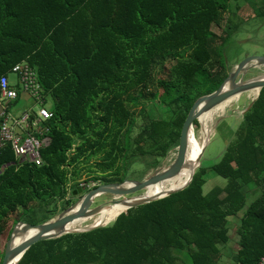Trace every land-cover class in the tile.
Masks as SVG:
<instances>
[{
	"label": "trees",
	"instance_id": "obj_1",
	"mask_svg": "<svg viewBox=\"0 0 264 264\" xmlns=\"http://www.w3.org/2000/svg\"><path fill=\"white\" fill-rule=\"evenodd\" d=\"M243 1L264 15L255 0H0V76L26 62L52 114L40 165L0 148V236L10 220L52 218L82 181L94 188L142 173L133 166L157 167L178 145L193 102L227 76L229 23ZM202 160L181 191L104 226L38 241L17 264H217L229 217L238 221L234 264H256L264 254V87L218 160ZM208 170L226 183L204 193Z\"/></svg>",
	"mask_w": 264,
	"mask_h": 264
},
{
	"label": "water",
	"instance_id": "obj_2",
	"mask_svg": "<svg viewBox=\"0 0 264 264\" xmlns=\"http://www.w3.org/2000/svg\"><path fill=\"white\" fill-rule=\"evenodd\" d=\"M261 66H264V55L246 56L228 71L227 76L220 83L217 89L208 94L199 96L193 102L182 124L179 143L174 149V159L168 165L164 166L161 164L160 166L155 167L149 175L140 180L125 178L120 182L100 183L94 188L82 193L76 201L61 210L52 218L42 223L32 224L22 220L17 221L12 226L6 240L0 264H17L25 251L32 244L38 241L57 238L70 232L87 231L99 226H104L110 222L109 221L108 223L101 225L85 226L84 228L67 229L65 227L67 223L77 218L83 217L85 220L91 219L98 215L103 208L114 203L123 204L125 211L128 208L143 205L169 196L187 187L191 182L196 169L201 164L202 156L211 137L210 127L208 133H205L204 137H202L201 147L195 159L192 162L187 161L188 159L186 153L188 142L190 140V133H193L194 136L193 121L196 120L198 122L200 126L199 129L201 131L202 124L199 119L200 115L205 114L228 98L236 96L238 99L242 93L252 92L254 89H257L256 95L252 97L249 105L242 111V113L248 110L253 101L259 95L260 89L264 87V73L254 75L246 79H244L243 76L252 69L259 68ZM184 167H187L188 169V177L182 185L168 187L154 194H147V190L150 185L161 183L170 179L171 177L179 174ZM81 191L82 188H78L77 190L72 191V194L81 193ZM139 191L143 192L138 195H131ZM105 193H111L113 194V197L95 206H90L95 198ZM29 230L34 231L32 234L26 235V237L19 243L14 244L13 239L15 236L18 234H26Z\"/></svg>",
	"mask_w": 264,
	"mask_h": 264
},
{
	"label": "rangeland",
	"instance_id": "obj_3",
	"mask_svg": "<svg viewBox=\"0 0 264 264\" xmlns=\"http://www.w3.org/2000/svg\"><path fill=\"white\" fill-rule=\"evenodd\" d=\"M264 1L263 0H255L256 9L261 8L262 11H264ZM239 4V5H238ZM238 9L236 12V15L238 16V19H236L233 22L229 23L228 30L232 33L231 38L228 43V47L225 52L226 61L228 66H230V69L233 68V66L237 63H239L243 58L249 55H264V15L258 14V10H254L253 6L249 4V2H239ZM232 7H236V3H232ZM263 7V8H262ZM260 10V11H261ZM229 12L225 13V19L229 15ZM224 23V21L222 22ZM225 28V24L221 27H213V30L216 33H220L221 29ZM170 65V64H168ZM264 72V66H261L259 68H254L251 70V74H259ZM155 76L159 74L158 68H155L154 70ZM9 80L12 82L14 81V75L11 74L9 77ZM150 90H152V87H150ZM147 93V92H146ZM245 94V95H244ZM21 96H19L15 101H13V104L8 105V110L11 115L14 117H18L23 111L26 110H33L37 112L38 108L42 105L38 102H33L29 97L25 96L24 93H20ZM148 97L145 98L148 100ZM252 95H250V92H245L240 95L238 99H235L231 102V104L225 109L224 113L222 115H214L213 120H211L210 123V131H211V137L210 141L204 151L203 154V160L202 165L203 166H210L211 164L215 163L222 151L225 149L229 141L233 139V133L236 129V126L238 125L239 121L241 120L242 111L249 105ZM143 99L145 102L146 100ZM142 100V99H141ZM44 107L49 108L50 107V101L47 99L44 104ZM141 106L138 105L134 108V116H136V120L138 124H142L141 119L139 116H137L138 111L140 110ZM200 126L198 124V127L194 128V135L196 138H200ZM137 132V128H133L132 135H134ZM49 139L46 140V144L48 143ZM45 144V145H46ZM175 155V150H171L167 153V156L162 159L158 166L163 164L164 166L168 165L173 159ZM100 160V155L97 156H91L88 159L87 164L88 165H94ZM85 162L84 160H82ZM133 168L136 171H141L142 173L135 174L134 178L135 180H140L143 177H146L149 175L153 169L148 170L147 172L144 171L143 167L137 165L133 166ZM143 168V169H142ZM145 172V173H144ZM88 178L86 173H82L81 179L84 180ZM226 183V179L214 174L211 170H208L207 176H206V182L203 185V192L206 193L210 189H212L216 185H224ZM92 182L85 183L81 182L80 186H82L81 193L76 194H69L67 197H69L72 200V203L76 201L82 193L88 191L91 189ZM87 186V187H86ZM88 189V190H87ZM143 191H139L136 193H133L132 195H138L141 194ZM257 194H251L247 197V202H250ZM113 197V194L111 193H105L100 195L99 197L95 198L92 204L90 205L95 206L97 204L102 203L103 201L109 200ZM62 209L58 210L57 213H59ZM56 213V214H57ZM55 214V215H56ZM54 215V216H55ZM13 218L17 217V212L13 213ZM23 221L26 222V220L23 218ZM91 220H87L83 223L81 226L84 228L87 224H89ZM237 217H229L228 218V235H229V241L224 245L223 248H221V254L218 258L217 264H234L233 255L236 252L238 248V235L236 233V228L238 226L237 223ZM29 223V222H28ZM12 221L10 220L8 222V225L6 229L3 231V233L0 236V249L2 250L5 246L6 240L9 236L10 230L12 228ZM79 228V227H78ZM189 264V261H187Z\"/></svg>",
	"mask_w": 264,
	"mask_h": 264
},
{
	"label": "built area",
	"instance_id": "obj_4",
	"mask_svg": "<svg viewBox=\"0 0 264 264\" xmlns=\"http://www.w3.org/2000/svg\"><path fill=\"white\" fill-rule=\"evenodd\" d=\"M11 74L14 75L12 82L9 80ZM20 93L42 104L37 112L26 110L18 117L10 114L8 105L13 104ZM43 104L44 98L35 72L26 62L15 63L0 76V148L8 144L19 160L41 164L40 149L48 140L45 121L52 116ZM256 264H264V254Z\"/></svg>",
	"mask_w": 264,
	"mask_h": 264
},
{
	"label": "bare ground",
	"instance_id": "obj_5",
	"mask_svg": "<svg viewBox=\"0 0 264 264\" xmlns=\"http://www.w3.org/2000/svg\"><path fill=\"white\" fill-rule=\"evenodd\" d=\"M257 93V89H254L252 92H250V95L254 96ZM245 95V94H244ZM237 99L236 96L233 98H228L227 100L221 102L220 104L216 105L214 108L209 110L203 115L199 116V119L202 124V129L200 131V138H196L195 135L193 136V133H190V140L188 142V147H187V161L192 162L196 155L198 154L201 143H202V137H204L205 133H208L209 128H210V123L211 120H213L214 115H222L225 111V109L231 104L233 100ZM188 177V169L187 167H184L181 172L170 179L165 180L164 182L161 183H155L154 185H150L147 190V194H154L162 189H166L168 187H176L179 185H182ZM124 205L120 203H114L112 205H109L105 208H103L100 213L96 216H94L92 221L87 224L86 226H92V225H101V224H106L109 221L113 220L116 218V216L124 211ZM88 219V220H91ZM87 220L81 218H77L65 226L67 229H73V228H82L81 226L83 225L84 222ZM34 230H29L26 234L20 235L18 234L17 236L14 237L13 242L14 244L19 243L22 241L26 235L32 234Z\"/></svg>",
	"mask_w": 264,
	"mask_h": 264
},
{
	"label": "flooded vegetation",
	"instance_id": "obj_6",
	"mask_svg": "<svg viewBox=\"0 0 264 264\" xmlns=\"http://www.w3.org/2000/svg\"><path fill=\"white\" fill-rule=\"evenodd\" d=\"M264 73V72H263ZM259 74H261V73H259ZM256 75H258V74H256ZM252 76H254V74H251V71L250 72H248L247 74H245L244 76H243V78L244 79H246V78H249V77H252ZM132 195V194H131ZM126 196H130V195H126ZM112 198V197H111Z\"/></svg>",
	"mask_w": 264,
	"mask_h": 264
},
{
	"label": "crops",
	"instance_id": "obj_7",
	"mask_svg": "<svg viewBox=\"0 0 264 264\" xmlns=\"http://www.w3.org/2000/svg\"><path fill=\"white\" fill-rule=\"evenodd\" d=\"M25 94V93H24ZM21 96V95H20ZM25 96H27V95H25Z\"/></svg>",
	"mask_w": 264,
	"mask_h": 264
}]
</instances>
